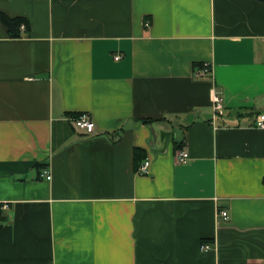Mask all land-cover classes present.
I'll use <instances>...</instances> for the list:
<instances>
[{
  "label": "crops",
  "instance_id": "obj_1",
  "mask_svg": "<svg viewBox=\"0 0 264 264\" xmlns=\"http://www.w3.org/2000/svg\"><path fill=\"white\" fill-rule=\"evenodd\" d=\"M0 12L30 26L10 38L0 21V264H264L263 1ZM81 112L97 134L74 129Z\"/></svg>",
  "mask_w": 264,
  "mask_h": 264
},
{
  "label": "built area",
  "instance_id": "obj_2",
  "mask_svg": "<svg viewBox=\"0 0 264 264\" xmlns=\"http://www.w3.org/2000/svg\"><path fill=\"white\" fill-rule=\"evenodd\" d=\"M145 26H148V23L145 24ZM21 30H24V26H21ZM115 60H118L119 57H114ZM211 68H209L208 64H203L201 68H198L196 70V77L199 76H205L207 74H210ZM213 109L215 111V114H222V102L218 95L213 96ZM69 120L71 121L74 129L78 132H81L85 135H94L97 134V130L95 127V124L91 118V115L86 112H81L75 117H70ZM253 126L257 129H264V113H260L255 116L253 121ZM178 163H185L188 159V153L186 151H181L178 153L176 157ZM150 166V160L145 159L143 163L138 167L137 172L140 174H147L148 168ZM40 177L45 180H50L51 175L47 172V170H44ZM218 216L222 220H227L229 218L228 212L225 210H218ZM212 248V246L208 243H205L201 246V249L204 251H208Z\"/></svg>",
  "mask_w": 264,
  "mask_h": 264
},
{
  "label": "trees",
  "instance_id": "obj_3",
  "mask_svg": "<svg viewBox=\"0 0 264 264\" xmlns=\"http://www.w3.org/2000/svg\"><path fill=\"white\" fill-rule=\"evenodd\" d=\"M261 1L264 2V0H261ZM0 21L5 26L10 38H19V37H21V34L23 32L25 34H27L29 31V27H30L29 22L26 18H24L22 16L12 18V17H8L7 15L0 12ZM21 26H24L25 29L21 30ZM196 67L201 68L202 64L196 65L195 68ZM209 68H211L210 65H209ZM77 115L78 114H73V115H71V117H75ZM151 122H153V120H145L144 121V123H151ZM175 149H178V147L175 146ZM143 156H144V153L142 152V149L136 148L134 150L135 170H138L140 163L142 162V160L145 159V158H143ZM263 182H264V178H263Z\"/></svg>",
  "mask_w": 264,
  "mask_h": 264
},
{
  "label": "rangeland",
  "instance_id": "obj_4",
  "mask_svg": "<svg viewBox=\"0 0 264 264\" xmlns=\"http://www.w3.org/2000/svg\"><path fill=\"white\" fill-rule=\"evenodd\" d=\"M25 29V28H24Z\"/></svg>",
  "mask_w": 264,
  "mask_h": 264
}]
</instances>
